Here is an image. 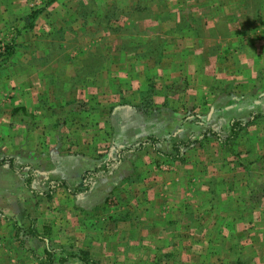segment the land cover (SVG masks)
Instances as JSON below:
<instances>
[{"label": "rangeland", "instance_id": "rangeland-1", "mask_svg": "<svg viewBox=\"0 0 264 264\" xmlns=\"http://www.w3.org/2000/svg\"><path fill=\"white\" fill-rule=\"evenodd\" d=\"M14 31L11 56H0V264H85L81 251L92 264H264V0H0V41ZM28 48L41 53L16 56ZM166 53L199 64L218 89L231 71L226 87L237 89L256 67L237 136L233 124L199 129L184 117L179 129L116 138V80L131 77L127 64L163 80L152 63ZM102 61L112 76L99 84ZM89 87L97 99L86 103ZM242 174L252 177L245 196L230 186Z\"/></svg>", "mask_w": 264, "mask_h": 264}, {"label": "crops", "instance_id": "crops-1", "mask_svg": "<svg viewBox=\"0 0 264 264\" xmlns=\"http://www.w3.org/2000/svg\"><path fill=\"white\" fill-rule=\"evenodd\" d=\"M171 18L172 15L170 13H166L164 20L168 22L175 21ZM177 20L180 21L182 19L179 18ZM177 27L178 26L174 25L172 22V24L168 27V31L170 32L171 36L174 34L177 36V38H182L183 36H178L174 33V28ZM145 37L150 39L149 35H146ZM167 47L168 46L166 45V48ZM29 49L30 48L16 51V56L23 54L24 57L26 56L25 60L31 62L33 61V58H35L32 57V55L35 56L34 52L38 54L41 53L39 49L31 48V51ZM122 54L123 53L119 55ZM167 54L168 53H166V61L163 59V62L152 63L154 66H156L154 69L156 73L162 74L163 72H166V77L163 80L155 79L154 83L148 80V78L151 76L148 74V70H152V65H150V67L145 71V66L143 67V64L142 66L141 64H136V67H129L127 64L128 67H125V69L128 70V77H131L120 79V73H122L121 71H124L123 61L122 58H116L113 67L119 72H115L113 76L120 77L116 80L117 83L115 84V90L113 91V93L118 98V108H120L116 109L119 112L120 118H116L118 121L116 120L114 122L116 138L117 133L128 134V131H123L124 129H175L176 126L179 129L177 123H180L181 121L177 119L184 117H186L185 121L188 123V125H191L193 119L196 118L199 129H218L217 127L213 126V124L217 122L219 123L220 121L226 122L227 128L232 129L231 126L235 122L245 123L249 120L248 113L251 111L249 110L248 106H246L247 100H245V97L248 96V91H241V89L248 88V90L250 89V92H252V83L255 85L254 88H256V82L258 81V78H256V67L253 66L251 69L249 68L250 70L247 68L249 71L248 75L250 76V80L245 81L237 86V89L235 88L236 86H233L231 89L226 87L229 84L227 80H232L236 76V73L234 74L232 71L227 73L226 77L223 78V81L220 84V86L223 88L218 89L215 85H211L209 83L204 84L202 82L201 72H203V69L202 67L199 68V64L196 65L193 61L190 64V59L184 58L180 53H177L174 55V57ZM42 55L44 54L42 53ZM67 60L69 62V58ZM70 60V65L75 68L71 58ZM102 63L104 64H98L97 74L93 76L94 80H92L97 81L99 84L100 82L105 83L112 76V73L110 74L107 72V70H110L111 65L109 64L107 66L103 61ZM138 75H141L142 78H138ZM74 83L75 82L72 83L71 79H69L67 86L70 85L71 87H74ZM82 85L86 84L82 82ZM85 89L87 90H84L82 100H85L87 103L90 102L91 99L89 96L95 95L97 92L95 93L91 91V89H94V87ZM226 89H228V91ZM202 90L207 92H203ZM68 91H72V89H68ZM184 91H192L196 92V94H192L190 96L192 97L191 99L187 97L184 100L181 96ZM95 99H97L96 95L92 97V100ZM164 110L166 111V117L164 119L162 118V120L158 121L154 125L155 121L153 119L156 116L160 117V115H158L159 112ZM203 119H205V121H203ZM138 134L144 135L145 133L140 132ZM138 136L139 135H135L133 131L130 135V141L134 142L135 140H138ZM168 144L169 143L167 142L166 150L170 148V144ZM211 145H213V143ZM148 151L154 153L151 148H149ZM144 163L146 164V162ZM212 165H214V163H212ZM251 181L252 177L248 174L237 176L236 181L234 180V182H230L232 193L236 190H240L242 191V196L249 195L251 192ZM262 196H264V191H262ZM228 211L229 213H234V210L228 209L227 212ZM263 232L264 231H261V233ZM1 260L3 259L0 258V261Z\"/></svg>", "mask_w": 264, "mask_h": 264}, {"label": "trees", "instance_id": "trees-1", "mask_svg": "<svg viewBox=\"0 0 264 264\" xmlns=\"http://www.w3.org/2000/svg\"><path fill=\"white\" fill-rule=\"evenodd\" d=\"M41 10L40 11H35V12H33L32 14H30V17L28 18V20L26 21L27 23H28V21H30V23H29V25L28 24H25V27H24V29L26 28V30H30V28L32 29V28H34V25H33V21H35L38 17H39V15L41 14ZM13 42H12V44H10L9 46H8V48H7V54L5 55V56H11V50L13 49L12 47H13ZM236 124H237V122H235L234 124H233V126H232V130L234 131L233 133H232V135H231V137H230V139H233V137H235V136H237V134H238V132H237V129H235V126H236ZM235 125V126H234ZM202 136H204V137H206V133H204V134H202ZM229 139V140H230ZM176 152L178 153V155H179V150H176ZM177 155V156H178ZM28 186H30V183L28 184ZM82 186H85V185H82ZM34 233V232H33ZM37 237L40 241H43L44 240V238H43V240L37 235V233H34V237ZM41 236V235H40ZM45 254H48V256H49V258L51 259V256H53L54 255V253H52V252H50V250H49V248H45ZM77 256H79V259L83 262V263H85V264H92V261L89 259V256H88V254L87 253H85L84 251H81L80 252V255H77ZM37 261H39V259L37 260ZM68 261V259L67 258H60V260H59V262H60V264H62V263H65V262H67ZM51 263H53V261H50ZM240 262H242V261H240ZM39 264H43V263H41V262H38Z\"/></svg>", "mask_w": 264, "mask_h": 264}, {"label": "built area", "instance_id": "built-area-1", "mask_svg": "<svg viewBox=\"0 0 264 264\" xmlns=\"http://www.w3.org/2000/svg\"><path fill=\"white\" fill-rule=\"evenodd\" d=\"M34 2L37 4V6H39L40 5V0H34ZM34 3H32V5H33ZM15 35H16V32L14 31V32H11L10 33V39H7V40H3V39H1V41H0V56L1 57H5V55L7 54V48H8V46L10 45V44H12V41H13V39H14V37H15ZM12 38V39H11Z\"/></svg>", "mask_w": 264, "mask_h": 264}, {"label": "bare ground", "instance_id": "bare-ground-1", "mask_svg": "<svg viewBox=\"0 0 264 264\" xmlns=\"http://www.w3.org/2000/svg\"><path fill=\"white\" fill-rule=\"evenodd\" d=\"M166 87V86H165Z\"/></svg>", "mask_w": 264, "mask_h": 264}]
</instances>
